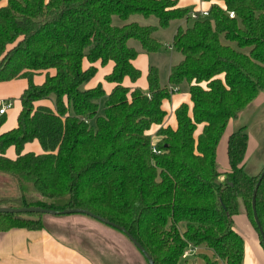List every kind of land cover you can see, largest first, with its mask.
Segmentation results:
<instances>
[{"label": "trees", "instance_id": "16d2710c", "mask_svg": "<svg viewBox=\"0 0 264 264\" xmlns=\"http://www.w3.org/2000/svg\"><path fill=\"white\" fill-rule=\"evenodd\" d=\"M214 1L220 4L211 2L207 16L176 28L170 47L181 59L169 67L162 86L156 67L148 65L145 92L121 84L124 77L134 82L140 76L132 65L137 52L127 42L136 40L144 53L157 51L156 27L116 26L111 18L153 16L160 28L188 21L191 10L175 0L0 5V82L27 80L16 126L0 132V175L9 177L5 185L13 189L0 193V206L88 210L126 230L153 264H195L183 256L188 247L211 252L197 254L203 264H241L243 242L232 217L242 210L261 244L251 200L254 195L264 237V175L255 188L259 173L243 170L244 126L226 135L227 171L218 168L215 151L230 120L264 94V0ZM107 62L112 67L103 79L112 89L106 94L99 83L85 88L94 63ZM43 71L44 81L35 84L33 75ZM182 83L190 106L178 104L175 127L162 126L161 102ZM4 122L0 115V127ZM152 125L158 126V153L147 133ZM33 141L42 152H23ZM9 147L14 158L6 156ZM41 214L0 213V232L43 229L41 219L28 217Z\"/></svg>", "mask_w": 264, "mask_h": 264}, {"label": "crops", "instance_id": "0c3cea01", "mask_svg": "<svg viewBox=\"0 0 264 264\" xmlns=\"http://www.w3.org/2000/svg\"><path fill=\"white\" fill-rule=\"evenodd\" d=\"M176 6L179 8H191L189 10L200 11L207 10L209 4L213 1H203V0H175ZM218 4L220 2L215 1ZM6 0H3L0 5H5ZM128 19L129 22H136L133 18L134 16H130ZM149 17V16H148ZM143 17V18H148ZM156 19V18H155ZM187 21H182L178 19L177 24L175 25L174 31L177 27L186 26ZM137 23V22H136ZM141 25H150L156 26L157 20L155 23H140ZM182 24L184 26H182ZM173 31V33H174ZM171 34V37L173 35ZM171 40V38L169 39ZM165 48L168 45H164ZM168 49V48H166ZM171 49V48H170ZM140 50V49H139ZM141 51V50H140ZM144 53H137L136 57L132 60V65L137 68L140 72V76L134 82H130L127 77H124L121 81L123 86L134 88L138 87L142 91H146L147 85L145 80V75L148 67V63H146ZM181 58L178 59V61ZM177 61V62H178ZM88 62L83 60L82 67L83 69L88 67ZM96 67V71L94 75L85 83V88H92L96 84H100L104 93H108L112 87L113 83L104 81L103 77L108 74L111 70L112 63L107 62L105 65L101 66L98 63H94ZM171 66V65H170ZM169 66V67H170ZM168 67V69H169ZM52 74L53 70H49ZM46 71L36 73L33 75V82L35 84H41L45 79ZM168 73V71H167ZM167 76V75H166ZM17 85L18 88L15 86ZM181 85V84H180ZM27 86V80L24 78L13 79L9 81L0 82V90H2V95L0 96V105L2 102L10 101L12 103L11 107H9L4 116H5V124L0 127V132H5L10 130L11 128L16 126L17 115L21 109L19 96L22 91ZM185 90L187 91V86L185 85ZM176 91V90H175ZM17 102L14 98L17 96ZM177 93L172 94L176 95ZM175 97V96H174ZM179 101L172 105L170 108L169 114L170 117L166 118L167 110L165 109L166 104L169 99H165L161 102V108L164 110L165 115L162 120V126H169L170 128L175 127V119L173 110L175 107L181 102L186 103L190 106V102L188 99V93H181L179 98L176 96ZM174 99V98H173ZM44 104L52 105L48 101H44ZM264 103V94L261 92L257 93L254 99L248 104L255 108H258L257 105ZM8 112H9V120H8ZM11 112V113H10ZM151 128L147 131L150 136V140L155 138L154 132L158 126L152 125ZM229 130H225L223 135L221 136L215 151L216 162L218 164V168L220 171H227L229 169L226 155V135L229 133ZM38 143L37 141H34ZM39 144V143H38ZM26 144L24 146L23 152H35L41 153L42 149L40 147L34 146L33 148H26ZM40 146V145H39ZM259 146L257 141L249 137L246 134V145L244 154H246V159H243V167L244 164L248 160L249 156L252 155L254 150H256ZM6 156L9 158L15 157V151L13 147H9L6 151ZM223 176L220 175L217 180L222 181ZM233 221V229L241 236L243 242V254L241 264H264V250L258 240V236L256 230L251 225L250 221L244 214L242 210H240L237 214L232 217ZM130 243V242H129ZM131 244V243H130ZM132 245V244H131ZM132 247H134L132 245ZM131 247V248H132ZM135 248V247H134ZM136 264H146L142 256L136 252L137 250H133ZM88 248H85V245H81L79 242L67 240L64 237L58 236L49 230L43 228L40 230H28L25 228H13L8 231L0 232V264H113L112 258L109 255L97 256L91 255ZM201 251V252H200ZM204 253L207 256L211 255V252L206 249H194L190 254L186 255L184 258L187 259V262L193 261L195 264H198L196 260H198L197 254ZM191 260H189V259ZM196 262H195V261Z\"/></svg>", "mask_w": 264, "mask_h": 264}, {"label": "rangeland", "instance_id": "374dc122", "mask_svg": "<svg viewBox=\"0 0 264 264\" xmlns=\"http://www.w3.org/2000/svg\"><path fill=\"white\" fill-rule=\"evenodd\" d=\"M212 1L215 2L214 0ZM132 16H134L133 18L139 25H141L140 23L153 24L156 22V19L153 16H149L146 19L143 18L141 15L137 14ZM128 19L126 21H122L116 16H113L111 18V23L112 25L119 26L124 23H128ZM181 20L184 21V19ZM191 21L192 19H189L186 22V25L191 24ZM177 22L178 20H172L165 28H160L157 25L155 26L156 28L152 33V37L160 44L159 49L155 52L144 53L140 51V45L134 39H130L127 42L128 46L134 48L137 53H144L143 55L145 56V60L148 65L156 67L158 73V81L161 86L167 85L166 75L168 67L177 63L178 59L181 58V55L175 50H173L172 48L166 49L164 46L171 44V40L169 39L171 38V34L173 33ZM184 25L182 24V26ZM15 86L18 88L17 85ZM173 88H176V91L170 93L169 101L165 106V109L167 110L166 118L170 117L169 111L172 105L179 101L176 96L179 98V95L181 93L187 92L185 90V83L174 86ZM174 93L177 94L173 95L172 97L171 95ZM1 95L2 90H0V96ZM15 97L16 98L14 99L17 102L18 93L17 96L15 95ZM257 106L258 108H255L251 105H247L243 110H241L237 114L234 119L230 120L226 128V130L234 131L238 127L244 126L245 133L249 137L254 138L259 145L257 146L258 148L254 150L252 155L249 156L248 160L244 164L245 166L243 167V170L248 175L258 174L264 166V103ZM7 115L9 120V112ZM3 124H5V122ZM26 145L27 149H29L30 147L33 148L34 146H37V148L40 149L39 144L34 141L27 143ZM244 159H246V154H244ZM8 183H10L9 177L0 175V193H13V189L9 190L7 185H5ZM18 194L19 193H17L16 196H18ZM28 217L34 219H41L43 227L49 230L50 232L58 236L64 237L67 240L79 242L81 243V245H85V248H88V250H90L89 252L91 253V255H109V257L112 258L113 264H136V261L134 260L135 257L133 255L134 253H132L134 252L132 251V248L134 247H132L128 239H126V237L120 231L111 228L91 217L79 213L64 215H51L47 213H42L40 217L34 215H29ZM133 250L137 249L134 248ZM139 255L141 256V254ZM196 258L198 259L196 260L198 264H203V260L201 257L197 256Z\"/></svg>", "mask_w": 264, "mask_h": 264}, {"label": "water", "instance_id": "95a60500", "mask_svg": "<svg viewBox=\"0 0 264 264\" xmlns=\"http://www.w3.org/2000/svg\"><path fill=\"white\" fill-rule=\"evenodd\" d=\"M264 175V166L262 167L261 171L259 172V176L257 178V181L255 183V188L257 187L260 179ZM253 196L252 195V200H251V208H252V216H253V221L255 223V226L257 228V231L260 236L262 248L264 250V237L262 235L261 228L259 226L258 220L255 216V211H254V201H253ZM0 213H11V214H25V213H47L51 215H64V214H73V213H79V214H84L88 217H91L111 228H114L118 231H120L126 239L137 249V251L141 254V256L145 259L147 264H153L151 258L148 256L146 251L140 246V244L122 227L115 225L108 220L95 215L91 213L88 210L81 209V208H69V209H64V210H53V209H48V208H42V207H35V206H27V207H9V206H0Z\"/></svg>", "mask_w": 264, "mask_h": 264}, {"label": "built area", "instance_id": "2783aa9c", "mask_svg": "<svg viewBox=\"0 0 264 264\" xmlns=\"http://www.w3.org/2000/svg\"><path fill=\"white\" fill-rule=\"evenodd\" d=\"M227 15H228V17L232 18L233 17V12L232 11H228L227 12ZM188 16H189L190 19H195L197 16L204 17V16H207V10H200V11H193V10H191V11H189ZM166 48L170 49L171 47L170 46H166ZM168 90L171 93V92H175L176 88H173V87L171 88L170 87ZM11 105H12V103L10 101L2 102V104L0 105V115H4L5 112H6V110L9 107H11ZM150 141H151L150 142V145L152 146V148H151L152 152L153 153H158V151H156L153 148V145L156 142V139L155 138H152ZM192 251H194V249L188 247L187 249H185L183 251V256H186V255L190 254Z\"/></svg>", "mask_w": 264, "mask_h": 264}]
</instances>
